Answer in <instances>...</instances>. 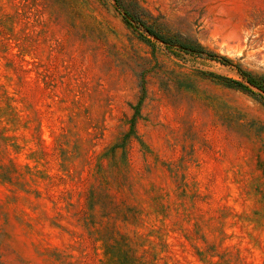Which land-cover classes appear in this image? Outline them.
I'll return each mask as SVG.
<instances>
[{
    "label": "rangeland",
    "instance_id": "1",
    "mask_svg": "<svg viewBox=\"0 0 264 264\" xmlns=\"http://www.w3.org/2000/svg\"><path fill=\"white\" fill-rule=\"evenodd\" d=\"M0 264H264V0H0Z\"/></svg>",
    "mask_w": 264,
    "mask_h": 264
},
{
    "label": "trees",
    "instance_id": "2",
    "mask_svg": "<svg viewBox=\"0 0 264 264\" xmlns=\"http://www.w3.org/2000/svg\"><path fill=\"white\" fill-rule=\"evenodd\" d=\"M253 81V80H252ZM253 83V82H252Z\"/></svg>",
    "mask_w": 264,
    "mask_h": 264
}]
</instances>
